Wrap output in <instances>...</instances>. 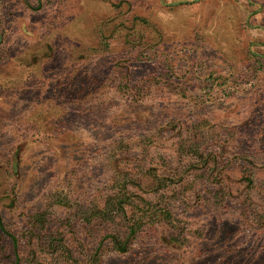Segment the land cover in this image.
I'll use <instances>...</instances> for the list:
<instances>
[{
	"label": "rangeland",
	"instance_id": "obj_1",
	"mask_svg": "<svg viewBox=\"0 0 264 264\" xmlns=\"http://www.w3.org/2000/svg\"><path fill=\"white\" fill-rule=\"evenodd\" d=\"M249 51L264 55V0H0L3 226L23 229L58 188L102 203L115 167L129 166L136 153L106 160L108 143L146 135L151 151L169 153L177 132L202 120L215 143L227 129L221 176L238 196L247 162L238 155L249 145L264 150V57L257 63ZM211 146L210 139L206 150ZM247 165L262 179L264 166ZM253 189L250 201L261 203L264 190ZM191 192L184 193L190 202ZM50 212L52 246L43 236L25 240L20 264H65L53 249L61 235L71 264H264L256 258L264 230L255 225L248 234L231 212L217 221L202 211L182 216L189 242L169 252L159 244L152 250L146 234L129 254L105 248L96 263L85 253L106 233L101 225L68 224L63 206ZM0 264H10L1 241Z\"/></svg>",
	"mask_w": 264,
	"mask_h": 264
},
{
	"label": "trees",
	"instance_id": "obj_2",
	"mask_svg": "<svg viewBox=\"0 0 264 264\" xmlns=\"http://www.w3.org/2000/svg\"><path fill=\"white\" fill-rule=\"evenodd\" d=\"M248 53L255 61L261 60L253 52ZM205 127L206 121L202 120L198 123L190 122L186 128L180 129L177 132V143L169 153L151 151L149 147L153 141L146 135L137 136L135 142L122 136L108 143L106 160L116 161L118 156L126 157L133 151L136 153L132 156L134 160H129V166L117 165L113 175L106 181L107 184L104 183L102 203L95 198H89L87 194L72 196L67 190L58 188L47 194L43 208L28 216L23 229L16 232L7 230L0 219V241L2 248L8 251L9 263L20 264V243H25V240L28 243L33 237L39 239V236H43L52 246L54 237L48 232V224L50 209L55 205L67 209L68 224L75 220L81 224L97 222L102 227L101 231H106L96 245L85 253L88 257L87 263L99 262L105 248L127 255L146 234H152L149 238L153 240L152 250L158 244L159 248L168 252L169 249L180 247L189 242L187 234H190L186 231L187 218L182 216L193 212L210 214V217L215 218L213 221L220 220L225 212H231L236 218L243 219L242 225H248L243 229L248 234L255 229V225L257 231L264 230V196L261 197V203L255 204L250 201L249 195L253 188L260 193L264 190V176L257 179L252 168L247 165L257 161L260 166H264V150L255 146L250 148L249 145L248 150L240 152L239 158L247 162L239 169L242 187L238 196L232 197L230 187L223 183L221 176L226 165H221L222 162L219 161L225 154L220 138L227 129L223 128L216 139L218 143H215L210 136V127ZM210 139L212 149L207 151L206 146ZM8 173L12 175V172ZM14 189L15 185H12L10 191L13 196ZM189 190L192 191L189 195V198L193 195L192 202L184 196ZM241 205L244 206L242 210ZM246 217L252 223L245 222ZM208 218L206 216V221ZM160 226L163 232L157 237L155 231ZM194 232L199 236L203 233L199 228ZM105 239H109L107 247L104 246ZM61 240L62 235L53 249L62 251L65 264L75 263V258ZM153 256L158 257L157 254ZM259 257H264V251H259L256 258Z\"/></svg>",
	"mask_w": 264,
	"mask_h": 264
},
{
	"label": "flooded vegetation",
	"instance_id": "obj_3",
	"mask_svg": "<svg viewBox=\"0 0 264 264\" xmlns=\"http://www.w3.org/2000/svg\"><path fill=\"white\" fill-rule=\"evenodd\" d=\"M102 43H103V47L104 48L108 47V44L106 42H102ZM251 52H253L254 54L258 55L260 58H263L264 57V55H262L260 53H257V52H254V51H251ZM256 62L259 63L260 61H256Z\"/></svg>",
	"mask_w": 264,
	"mask_h": 264
}]
</instances>
